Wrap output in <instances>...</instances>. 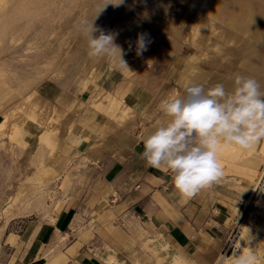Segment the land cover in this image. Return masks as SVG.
I'll return each mask as SVG.
<instances>
[{
    "label": "crops",
    "instance_id": "obj_1",
    "mask_svg": "<svg viewBox=\"0 0 264 264\" xmlns=\"http://www.w3.org/2000/svg\"><path fill=\"white\" fill-rule=\"evenodd\" d=\"M229 5L212 0L209 9L230 16ZM208 77L204 63L178 53L158 84L96 73L84 77L79 89L72 81L39 85L42 100L58 105L62 115L52 122L24 121L16 138L27 165L35 158L42 162L45 180L56 172L62 181L66 170L69 177L53 220L27 221L19 234L26 254L36 248L27 262L44 264L42 251L50 243L60 248L61 264H154L167 255L182 264L219 261L259 167L221 163V181L188 198L175 190L167 169L148 167L140 158L142 140L167 122L156 111L160 99L183 96L186 83Z\"/></svg>",
    "mask_w": 264,
    "mask_h": 264
},
{
    "label": "rangeland",
    "instance_id": "obj_2",
    "mask_svg": "<svg viewBox=\"0 0 264 264\" xmlns=\"http://www.w3.org/2000/svg\"><path fill=\"white\" fill-rule=\"evenodd\" d=\"M106 3L94 25L106 34H118L115 43L126 53L123 59L127 67L87 55V40L79 26L85 18L91 21ZM119 3L0 0V264H36V260L27 262L35 256V246L26 254L19 234L27 221L53 220V206L66 193L68 170L62 181L55 171L45 180L48 172L40 168L42 162L35 158L27 165L16 138L24 121L52 122L62 115L58 105L42 100L39 85L49 80L61 84L72 81L79 89L84 77L90 80L96 73L158 84L171 60L183 53L209 68V77L202 83L206 90L216 83L231 90L238 74L255 78L264 89V23L254 14L236 18L222 11L213 14L209 9L212 0ZM141 33L147 34L149 43L147 50L137 55L136 41ZM218 156L222 164L252 162L259 167V174L250 195L243 200L237 225L218 254L221 258L214 264L225 257L230 264L233 251L246 250L250 241L257 264H264V188L257 187L264 174V141L248 150L223 146ZM42 254L44 264H61L59 247L50 243ZM174 256H159L154 264H176L170 261Z\"/></svg>",
    "mask_w": 264,
    "mask_h": 264
},
{
    "label": "clouds",
    "instance_id": "obj_3",
    "mask_svg": "<svg viewBox=\"0 0 264 264\" xmlns=\"http://www.w3.org/2000/svg\"><path fill=\"white\" fill-rule=\"evenodd\" d=\"M107 4L91 21L85 18L79 26L87 40V55L127 67L123 59L126 53L115 43L118 34H106L94 25ZM97 32L99 35H94ZM148 43L147 34H139L136 54L146 51ZM184 90L183 96L170 95L160 102L159 109L167 122L155 126L142 140L140 158L148 167L167 169L175 190L191 198L221 181L224 171L218 153L223 146L248 150L264 141V89L255 78L238 74L231 90L223 83L207 90L202 84L186 83ZM257 262L250 241L246 250L233 251L230 264Z\"/></svg>",
    "mask_w": 264,
    "mask_h": 264
},
{
    "label": "bare ground",
    "instance_id": "obj_4",
    "mask_svg": "<svg viewBox=\"0 0 264 264\" xmlns=\"http://www.w3.org/2000/svg\"><path fill=\"white\" fill-rule=\"evenodd\" d=\"M230 5L227 7L226 13L230 14L233 17H240L243 14H254L259 22L264 23V2H260L259 0H228ZM219 3V0H217ZM221 3V2H220ZM221 15V14H220ZM248 16V15H247ZM226 17V16H225ZM255 18V19H256ZM248 19V18H247ZM238 20V19H237ZM253 21V20H252ZM256 21V20H255ZM231 22V21H230ZM241 22V21H239ZM243 22V21H242ZM252 24V23H251ZM244 25V22H243ZM246 25V24H245ZM250 25V24H249ZM253 25V24H252ZM255 25V24H254ZM253 25V26H254ZM231 26V25H230ZM252 26V27H253ZM245 27V26H243ZM247 27V26H246ZM251 27V25H250ZM242 28V27H241ZM254 28V27H253ZM261 28V27H260ZM230 29V28H229ZM243 29V28H242ZM245 30V29H244ZM252 30V29H250ZM246 31V30H245ZM248 31V30H247ZM235 32V31H234ZM255 32V31H254ZM239 34V33H238ZM255 34V33H254ZM252 35V34H251ZM252 37V36H251ZM248 40V39H247ZM252 41V40H251ZM259 41V40H258ZM264 41V40H262ZM261 42V40H260ZM264 68V67H262ZM175 258V257H174ZM173 258V259H174ZM221 258V257H220ZM226 259H221L219 264H228V257ZM173 263H181L180 259H174Z\"/></svg>",
    "mask_w": 264,
    "mask_h": 264
},
{
    "label": "built area",
    "instance_id": "obj_5",
    "mask_svg": "<svg viewBox=\"0 0 264 264\" xmlns=\"http://www.w3.org/2000/svg\"><path fill=\"white\" fill-rule=\"evenodd\" d=\"M258 189L264 188V174H262L260 180L258 181V185H257ZM229 245L232 243V239H230L229 241Z\"/></svg>",
    "mask_w": 264,
    "mask_h": 264
}]
</instances>
